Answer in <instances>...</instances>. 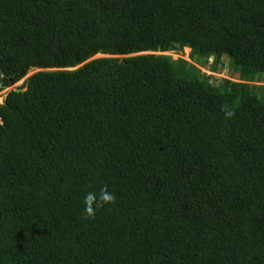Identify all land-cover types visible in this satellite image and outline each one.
Masks as SVG:
<instances>
[{
  "label": "trees",
  "instance_id": "16d2710c",
  "mask_svg": "<svg viewBox=\"0 0 264 264\" xmlns=\"http://www.w3.org/2000/svg\"><path fill=\"white\" fill-rule=\"evenodd\" d=\"M32 70L0 104V264H264V0H0V91Z\"/></svg>",
  "mask_w": 264,
  "mask_h": 264
},
{
  "label": "rangeland",
  "instance_id": "374dc122",
  "mask_svg": "<svg viewBox=\"0 0 264 264\" xmlns=\"http://www.w3.org/2000/svg\"><path fill=\"white\" fill-rule=\"evenodd\" d=\"M166 56H169L171 58H173L174 60H177V59H183L185 61H187L188 63L192 64V65H195L198 67V69L205 75L207 76H210V77H213L214 79H218V80H230V81H237V78L236 77H233V76H230L229 75V71L228 69H225V68H222L220 70H218L217 72H211L210 69H208V67H205V66H200L197 64V62L191 58V50L188 49H184L181 53L179 54H175V53H172V52H169V53H165ZM99 57H104V56H98ZM96 59V57L94 58ZM227 61L226 58L223 59V63H225ZM210 64H212V59L210 60V62L208 63V66H210ZM39 72V70H32L29 72L28 75H33L35 73ZM233 73V72H232ZM27 75V77H25L23 80L19 81L18 83H16L13 87L9 88V89H5L3 91H0V104H3L4 103V100L7 96V93L11 90V89H19L24 81L29 77ZM235 76V74H234ZM252 85H256V86H260L262 88H264V82L263 81H259L256 83H252Z\"/></svg>",
  "mask_w": 264,
  "mask_h": 264
},
{
  "label": "clouds",
  "instance_id": "9594fccd",
  "mask_svg": "<svg viewBox=\"0 0 264 264\" xmlns=\"http://www.w3.org/2000/svg\"><path fill=\"white\" fill-rule=\"evenodd\" d=\"M40 71V70H39ZM29 77L31 75H28ZM256 83V82H254ZM9 93V92H8ZM7 93V95H8ZM7 98V96H6ZM6 98L4 101H6ZM4 104V103H3ZM221 111L224 112L227 118H232L235 113L228 105H222ZM116 201V196L113 192L109 191L107 185H103L99 192L89 191L84 197V213L85 218H94L96 210L103 208L106 205L114 204Z\"/></svg>",
  "mask_w": 264,
  "mask_h": 264
},
{
  "label": "water",
  "instance_id": "95a60500",
  "mask_svg": "<svg viewBox=\"0 0 264 264\" xmlns=\"http://www.w3.org/2000/svg\"><path fill=\"white\" fill-rule=\"evenodd\" d=\"M10 91H14V92H16V93H24L25 92V90L24 89H11ZM9 91V92H10ZM6 103V101H4V104Z\"/></svg>",
  "mask_w": 264,
  "mask_h": 264
}]
</instances>
